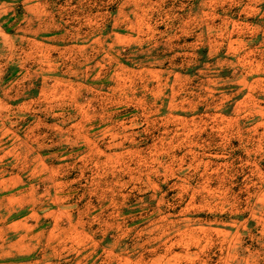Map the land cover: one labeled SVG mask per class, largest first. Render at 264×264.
<instances>
[{"label": "rangeland", "instance_id": "obj_1", "mask_svg": "<svg viewBox=\"0 0 264 264\" xmlns=\"http://www.w3.org/2000/svg\"><path fill=\"white\" fill-rule=\"evenodd\" d=\"M0 264H264V0H0Z\"/></svg>", "mask_w": 264, "mask_h": 264}]
</instances>
